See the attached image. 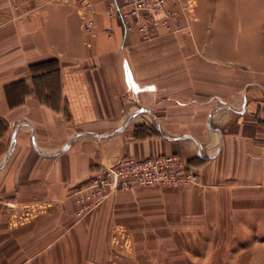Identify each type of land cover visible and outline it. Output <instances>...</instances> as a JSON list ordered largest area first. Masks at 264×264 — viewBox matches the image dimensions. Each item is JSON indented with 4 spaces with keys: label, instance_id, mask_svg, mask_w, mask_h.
Wrapping results in <instances>:
<instances>
[{
    "label": "crops",
    "instance_id": "1",
    "mask_svg": "<svg viewBox=\"0 0 264 264\" xmlns=\"http://www.w3.org/2000/svg\"><path fill=\"white\" fill-rule=\"evenodd\" d=\"M244 1L227 21L194 7L190 33L147 40L106 0L0 11V264H147L150 243L223 221L261 235L264 4ZM167 154L197 183L119 190L78 212L75 192L102 165Z\"/></svg>",
    "mask_w": 264,
    "mask_h": 264
},
{
    "label": "built area",
    "instance_id": "2",
    "mask_svg": "<svg viewBox=\"0 0 264 264\" xmlns=\"http://www.w3.org/2000/svg\"><path fill=\"white\" fill-rule=\"evenodd\" d=\"M107 15L118 17L126 30L143 40L165 33L188 32L194 19L195 0H106ZM85 7L90 2H85ZM34 0H0V11L11 16L34 12ZM197 183L195 170L177 154L124 157L102 165L74 196L84 213L97 207L108 195L136 186H180Z\"/></svg>",
    "mask_w": 264,
    "mask_h": 264
},
{
    "label": "rangeland",
    "instance_id": "3",
    "mask_svg": "<svg viewBox=\"0 0 264 264\" xmlns=\"http://www.w3.org/2000/svg\"><path fill=\"white\" fill-rule=\"evenodd\" d=\"M240 2L241 0H195V11L197 10L199 21L208 22L217 18L227 21L230 15H237L236 9ZM244 2L249 6L264 4V0H245ZM200 9L205 11L202 12ZM255 12L252 11L248 14L253 15ZM261 21L264 22V13H262ZM225 28L222 30H227ZM228 29L231 28L228 27ZM262 52H264V48H262ZM250 226L253 225L250 224ZM200 228L209 229L215 235L213 237L202 236L199 234ZM259 228H261V235L255 237L256 239H251L248 229L245 232H237V224L234 226L232 222L209 223L206 227L199 225L196 237H171L169 243L160 244L161 246L150 243V251L147 254L150 259L147 264H264V225H260ZM208 239H213L210 244L207 242ZM189 241L192 256L187 252ZM242 241L245 242L242 243ZM193 253L196 254L194 259ZM156 257L158 259L154 260ZM143 263L146 264L145 261Z\"/></svg>",
    "mask_w": 264,
    "mask_h": 264
},
{
    "label": "water",
    "instance_id": "4",
    "mask_svg": "<svg viewBox=\"0 0 264 264\" xmlns=\"http://www.w3.org/2000/svg\"><path fill=\"white\" fill-rule=\"evenodd\" d=\"M133 117V116H132ZM132 117H130V119L132 118ZM77 135V134H76ZM76 135H74V136H76ZM68 144L69 143H67L66 145H64V147L61 149V151H63V150H65V149H67V147H68Z\"/></svg>",
    "mask_w": 264,
    "mask_h": 264
}]
</instances>
